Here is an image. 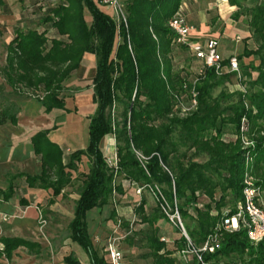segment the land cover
<instances>
[{"label": "trees", "instance_id": "16d2710c", "mask_svg": "<svg viewBox=\"0 0 264 264\" xmlns=\"http://www.w3.org/2000/svg\"><path fill=\"white\" fill-rule=\"evenodd\" d=\"M183 1L122 0L127 14L125 26L94 0H46L44 22L54 31L18 29L7 45L6 63L0 70L5 85L16 95L38 99L46 113L66 109L65 81L80 68L86 54L96 56L92 83L97 109L90 118L88 147L66 156L48 137L49 130L39 131L32 142L42 174L26 176L30 186L51 189L49 203H53L73 183V172L78 171L82 156L89 158L88 172L78 176L82 179L80 198L69 229L71 239L90 255L92 264L110 263L94 247L86 214L108 205L116 192L123 193V184H116L120 176L130 184L151 187L155 195L154 187L164 185L167 199L172 204L177 200L181 216L192 220L187 232L196 248L220 234L221 244L215 251L202 252L205 264H217L222 258L229 259V264H264L263 244L250 242L243 226L228 231L224 224L237 212L246 176L264 197V0H257L243 12H239L243 10L242 0H228L238 9L233 20L247 16L250 37L256 44L255 48L246 44L243 53L237 55L245 90L236 92L237 100L223 106L232 95L223 92L214 97L213 90L232 73L218 75L215 68H206L195 85L197 106L184 116L177 96L187 103L193 84L185 70L176 67L174 56L177 50L187 48L174 46L173 32L167 26ZM86 10L92 17L90 23ZM251 57L254 60L244 64V58ZM3 90L0 83V125L17 124L19 108L12 102L2 103ZM116 103L123 105L122 121L117 123L112 117ZM229 127L232 134L226 132ZM109 134L116 139L117 167L109 165L101 148ZM182 146L194 149L195 155L206 154L208 161L184 162L187 154H181ZM174 155H180L175 162ZM9 191L11 195L12 189ZM145 203L142 198L135 209L140 222L156 225L148 238L146 256L153 264H177L174 253L186 247L185 238L181 236L175 240L176 247L169 248L158 234L157 222L165 219V214L158 205L161 214L151 217ZM0 244V264L20 246L37 247L25 239L4 236H0ZM245 256L247 262H243ZM64 261L80 264L73 254ZM188 264L202 262L192 256Z\"/></svg>", "mask_w": 264, "mask_h": 264}, {"label": "crops", "instance_id": "0c3cea01", "mask_svg": "<svg viewBox=\"0 0 264 264\" xmlns=\"http://www.w3.org/2000/svg\"><path fill=\"white\" fill-rule=\"evenodd\" d=\"M94 1L97 2L98 6L104 12L112 17L115 15V11L111 6L103 4L102 0ZM46 5V2H39L33 7L30 5L31 10L27 11H31V13H28L26 11L27 14H25L24 16L29 21L28 28H35L39 30L47 28L49 29V32L54 31L52 28H49L48 23L44 22L45 12H43V10H45ZM36 6L38 7L36 8ZM181 11L188 18V13L190 12L188 0L183 1L181 5ZM89 17L92 20L91 14ZM199 26L201 28V32L205 33L206 30H204V22L201 21V24ZM195 34L196 32L193 35ZM250 35L251 32L247 25L239 21L232 20L231 22H225L223 28L218 32L212 33L211 37L219 39V52L222 58L228 59L231 56L242 54L246 47V43L242 47L238 46L237 43L240 40H237V36L246 37ZM252 60H254L253 57L244 58V61L251 62ZM244 63L247 64V62ZM96 65V56L94 54L88 53L84 57L80 68L76 72L93 71L95 75ZM88 90L90 91L89 102H93V104H95V114L97 104L94 101L93 83L91 88ZM84 91L85 90L83 89H78L77 94ZM9 102L15 103L19 108V112L17 124L7 122L3 125H0V236L22 238L36 243L37 247L20 246L12 252V255L9 259L3 258L1 264H66L64 259L70 254H73L75 257H77L80 261V264H92L90 255L78 243L74 242L71 239L70 232L66 236H59L55 232H51V230L49 229V231H47V235L51 236V241L48 239L47 242H45L46 233H44V230L42 231L40 229L39 216L42 210L49 211L52 215H68L70 216L72 221V219L74 218L76 203L80 198V192L76 195L72 192L71 189L78 176L75 177L73 175V183L67 186L60 195L55 197L53 203H49L53 198L52 190L43 189L38 185L30 186L26 181V176H40L42 174L40 157L35 153L34 145L32 142V137L36 133L42 130H49L48 137L51 141L59 144L63 148L64 153H66L65 148H72L73 150L71 152L79 149H86L90 142V118L94 114L90 117H87L88 120L84 125L86 127L87 133V137L85 139V137H83V127L81 124L82 122L80 121V119H72L71 113L73 112L71 111L67 100L66 109H54L50 113H48L50 115L54 111L56 113V117L54 123L48 126L46 129H44L42 125L37 126L34 129L31 128L33 120L37 119L39 116L41 118V116L47 115V113L44 111L42 103L38 99L29 97L27 95H15L10 97ZM62 116L65 117V119H67L69 123L65 128H63L61 125V122L63 121V119H61ZM78 128L79 130L82 129V132L77 133L75 137H72L70 134L66 133L67 130H76ZM76 139L78 141H75ZM104 139L101 142V148L106 155V150H104L105 146H102ZM87 140L88 142L86 147H78L83 143L85 144V141ZM114 145L115 143H108L109 148L107 150L111 151V153L115 152V149L113 147ZM116 184H123V187L125 186V181H123L122 176L118 177V179L116 180ZM10 189H12L13 192L11 195L9 193ZM2 192H7L8 195L3 194ZM116 197L117 195H115V198ZM106 206L107 205L103 206L102 208ZM98 209L100 208H94L88 211L86 214L90 236V218L91 216H94L93 214ZM4 214L10 216V218L8 220H3ZM158 234L159 236L165 235L172 240H176L178 238L175 234H166L160 229ZM168 247L173 248L171 244H169ZM53 249H55L56 251V258L55 255L54 257L51 256V253H53ZM174 255L178 259L177 251L174 253ZM102 256L105 257V253L102 254ZM220 263L229 264V259L222 258L218 261L217 264Z\"/></svg>", "mask_w": 264, "mask_h": 264}, {"label": "rangeland", "instance_id": "374dc122", "mask_svg": "<svg viewBox=\"0 0 264 264\" xmlns=\"http://www.w3.org/2000/svg\"><path fill=\"white\" fill-rule=\"evenodd\" d=\"M36 1V2H35ZM46 0H0V70L6 63V56H7V45L9 41L14 37L15 31L17 29H26L28 28L29 21L24 17L27 10L30 9V5L33 7L39 2H45ZM189 1V13H188V20L195 25L196 27V34L193 35V39L204 40L207 38H211V34L214 32L220 31L225 22H231L233 19V14L238 10L237 7L232 6L229 4L228 0H188ZM96 2V1H95ZM257 0H242L243 10H239V12H243L245 8H251ZM97 3V2H96ZM38 6H36L37 8ZM43 7V6H42ZM48 9L47 7L43 12H46ZM28 13L31 11H27ZM45 15V13H44ZM87 22L90 23V13L86 10ZM201 21L204 22V30L205 33L201 32L200 24ZM239 22L244 23L245 25L247 22V16L241 15ZM51 34V33H50ZM240 41H238V46L242 47L245 43L250 48H255V41L250 36L241 37ZM175 64L177 68H183L185 72L188 74L189 78L192 80L197 75V69L200 66V62H197L191 55L188 50H177L175 56ZM249 64L250 61H244ZM258 63V61L256 60ZM255 62V63H256ZM245 64V63H244ZM246 64V65H247ZM241 67V63H240ZM241 75H243V70L241 67ZM94 73L93 71H86V72H75L71 78L65 81L64 85L67 88L65 91V95L67 96L66 100L69 103V107L71 108L72 119L79 120L82 122L83 127V137H87L86 127L84 126L86 121L88 120L87 117H90L94 114L95 111V104L93 102H89L90 98V91L88 89L92 86ZM248 80V79H247ZM0 83L4 84L3 95L1 97L2 103L6 104L9 103V99L11 96H15L10 87L5 85L4 79L0 74ZM245 85L241 81V79L232 73L229 80L222 82L218 87L213 90V96L217 97L221 93H226L232 95L229 99L222 102L223 106H226L231 101L237 100L236 92L239 90H245ZM78 89L85 90L77 94ZM87 89V90H86ZM77 95V96H76ZM28 96V95H27ZM76 96V102H75ZM30 97V96H29ZM35 98V97H32ZM77 104V105H76ZM78 107V108H77ZM122 111L123 105L121 103H116L114 108L112 109V117L115 123L122 121ZM60 112V111H57ZM55 112L53 111L50 115L40 116L33 120L31 128H35L37 126L44 127L46 129L48 126L54 123L55 121ZM184 116V115H182ZM63 121L61 125L65 128L69 123L65 117L62 116ZM85 127V128H84ZM233 129L230 127L226 129L227 134H232ZM82 132V129L79 130H67L66 133L70 134L72 137H75L77 133ZM115 136L113 134H109L105 137L103 142V147L106 150V156L110 157L113 153L108 151V143H115L113 146L116 151V141ZM75 141H78L77 139ZM87 141L85 144H81L78 147H86ZM74 145V144H73ZM113 149V150H114ZM72 148H65V154L68 156L72 151ZM180 152L183 154L184 152L187 154V158L184 159L186 162L188 159L199 162V163H206L209 157L206 154L195 155L194 149L187 150L185 147H180ZM180 155H174L173 162L179 159ZM89 167V159L87 157H82V160L78 164V172L73 173V175L81 176L80 174L87 173ZM118 179V177H117ZM116 179V180H117ZM81 177H78L73 186L72 192L74 194H78L81 190ZM163 195L164 185H156ZM156 190V187H154ZM120 194V195H119ZM115 195L117 197L115 198ZM145 199V210L151 216H156V214H161L160 210L158 209L159 202L157 201V197L153 191V189L149 186H141V192H137V184H130L125 182V186L123 187V193H115L114 196L111 198L109 204L104 207L98 209L93 215L91 216L90 224V233L93 240V243L99 253L102 255L104 254V247L106 242L109 238H118V244L122 248L124 252V260L128 264H153V259L151 257H147V253L149 252L148 249V238L152 233V230L156 228L155 226H150L145 223H141L140 216L136 213L135 209L141 202V199ZM165 199L169 206L166 208L171 211L173 205L165 196ZM178 204V201H177ZM72 205V203H71ZM72 207V206H71ZM159 208L160 205H159ZM112 210H115V214L112 215ZM162 210V209H161ZM43 216L47 221L46 226L43 228L44 233H46L45 242L49 239L51 241V236L47 235V231L49 229L51 232H55L59 236H66L69 234V223L71 221L70 216H60L52 215L49 211H43ZM181 215V214H180ZM94 217V218H93ZM181 220L185 225L186 230L190 225H193L192 220L189 217H182ZM159 225L160 230H162L166 234H175L179 240L181 238V231L179 228L169 222L167 218L160 219L157 222ZM3 228V227H2ZM225 229L229 231V229ZM213 240L215 241V245H219L221 236L220 234L216 233L213 235ZM54 245V244H53ZM52 245V246H53ZM173 247L175 244H171ZM51 246V244H50ZM176 247V246H175ZM50 248V247H49ZM172 248V247H171ZM56 254L55 249H53V253L51 256L54 257ZM57 255H55V258ZM177 264H182L178 259ZM248 257L245 256L243 262H247ZM218 262V261H217ZM221 264V263H220Z\"/></svg>", "mask_w": 264, "mask_h": 264}, {"label": "built area", "instance_id": "2783aa9c", "mask_svg": "<svg viewBox=\"0 0 264 264\" xmlns=\"http://www.w3.org/2000/svg\"><path fill=\"white\" fill-rule=\"evenodd\" d=\"M58 1V0H54ZM103 4L111 6L115 15L113 18L118 23H123L127 26V14L122 0H102ZM167 26L173 32L174 46H185L191 53L192 57L201 62L197 69V75L191 80L193 87L189 90V101L186 103L181 97H178V106L181 108V115L185 112L195 109L197 106V92L195 85L200 77L205 74L206 68L213 67L218 75L223 72H230L238 76L240 79L241 67L237 56H231L228 59L222 58L219 52L220 41L218 38L211 37L204 40L193 39V34L196 32V27L192 24L186 15L180 9L168 20ZM241 38L237 36V40ZM228 60V64L224 65L223 62ZM186 87V86H185ZM140 159L144 157L137 153ZM110 166L117 167L118 156L117 152H113L110 157H107ZM135 184V183H132ZM243 198L237 204V212L230 219H225V226L229 231L238 230L241 226L246 228L248 239L252 243H262L264 246V197L262 190L257 187L251 177L246 176L244 179ZM137 192H141V186H137ZM156 197L159 205L169 222L175 224L181 231V236L186 240V247L178 250V260L182 264H188L192 256H197L198 260L205 264L202 260V252H214L216 249L213 236L208 238L201 248H196L192 242L185 225L181 220V215L178 209L177 200L174 201L171 211L166 206H169L165 196L161 190L156 186ZM10 216L4 214L3 220H8ZM40 229L46 226L43 213L40 212L39 216ZM160 239L169 244H175V240L161 235ZM118 238H109L104 247L105 259L110 264H126L124 260V252L119 246Z\"/></svg>", "mask_w": 264, "mask_h": 264}]
</instances>
